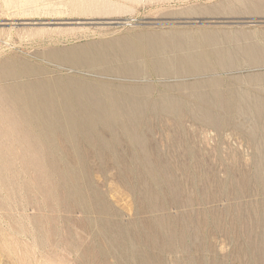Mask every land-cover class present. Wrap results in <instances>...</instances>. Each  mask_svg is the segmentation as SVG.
I'll return each instance as SVG.
<instances>
[{
    "label": "rangeland",
    "instance_id": "rangeland-1",
    "mask_svg": "<svg viewBox=\"0 0 264 264\" xmlns=\"http://www.w3.org/2000/svg\"><path fill=\"white\" fill-rule=\"evenodd\" d=\"M205 31L248 33L243 42L256 43L264 53V0H0V264H264V127L208 125L195 113L214 107H197L191 98L197 84L212 93L211 81L233 98L229 89L245 88L233 79L245 83L264 75V62L222 68L210 58L193 64L200 71L165 76L142 57L173 43L188 53V39L168 37ZM200 45L197 52L211 53ZM130 54L153 71L136 80L101 71L125 66L122 59ZM69 77L141 84L160 98L142 116L141 145L125 141L119 147L127 157L159 165L149 174L157 179L153 189L165 208L143 215H167L162 224L143 229L135 214L141 197L135 181L119 178L112 161L100 171L90 154L104 201L124 223L138 222L143 229L141 242L130 231L132 262L116 244L114 254L102 252L95 233L102 231L110 246L116 225L73 206L54 149L27 120L19 100L40 84ZM257 94L264 101V91ZM180 99L181 106L168 105ZM105 214L114 221V214ZM153 231L157 239L146 242Z\"/></svg>",
    "mask_w": 264,
    "mask_h": 264
},
{
    "label": "bare ground",
    "instance_id": "bare-ground-1",
    "mask_svg": "<svg viewBox=\"0 0 264 264\" xmlns=\"http://www.w3.org/2000/svg\"><path fill=\"white\" fill-rule=\"evenodd\" d=\"M168 38L170 40L188 39L187 46L190 52L183 53L182 46L173 43L168 47H153L152 52L147 53L146 57L142 56L148 64L157 67L155 72L165 76H182L200 71L201 69L193 64L210 58L221 63L222 68H232L241 61L252 64L264 62V53L256 43L243 42L251 38V35L245 32L205 31L199 36L174 33ZM220 41H222V47L219 44ZM200 44L210 47L211 53L207 55L197 52ZM66 54V57L70 56L69 53ZM122 61L125 66L121 68L106 67L101 71L117 74L129 80H136L140 76L146 77L148 72L153 71L140 67L139 59L133 54L125 56ZM233 80L239 85H245L244 89L228 90L234 95L233 98L224 97L222 90L212 81L211 85L214 87L212 93L201 90V84L194 85L196 87L193 89L191 98L196 102L195 105L214 107L207 111L198 108L195 115L204 123L215 127L236 125L242 130L246 126L253 127L254 124L264 127V101L257 94L264 91L261 87L264 83V75L249 76L245 79V83L240 77ZM153 94L152 88L141 84L114 85L102 80L69 77L65 80L47 81L19 98L26 104L24 112L27 120L54 149L53 153L60 162L61 177L68 189L73 206L80 208L88 216L99 213L100 222L106 226L111 222L116 225L115 231L109 234L110 246L106 243L102 231L95 233L97 244L101 246L102 252L114 254L112 244H116L119 251L131 262L134 247L129 237L131 232L134 231L137 242H141L144 228L153 224L154 221L160 225L168 218L167 215H160L152 219L143 215L165 208V203L160 204V196L153 189L157 179L153 173L149 174L157 170L156 166L159 165H152L147 158L138 160L137 155L132 154L127 157L126 153H120L119 147L120 142L133 141V144L138 147L141 141H144L145 133L139 124L146 122L142 116L148 113L151 105L159 103L160 98L157 100ZM183 100L180 99L177 102L169 100L168 105L181 106L184 104ZM181 116L182 114L176 113L178 119ZM56 139L62 144V156L58 155L60 150ZM137 152L140 153V150ZM92 153L99 161L100 171H107V164L112 161L119 178L122 177L127 182L135 181L133 183L135 190L141 196L136 203L135 214L143 229L139 227L138 222L124 223L121 213L112 209L104 201L105 195L100 189L102 181L93 178L91 174L95 169L90 161ZM132 170L136 171L134 176L131 175ZM105 212L114 214V221H111ZM169 233L170 237L175 236L174 233ZM157 236L158 231H153L145 241L157 239ZM152 245L155 247V242ZM170 248L173 249L171 246ZM156 257L159 262H162L163 259L159 253H156Z\"/></svg>",
    "mask_w": 264,
    "mask_h": 264
}]
</instances>
